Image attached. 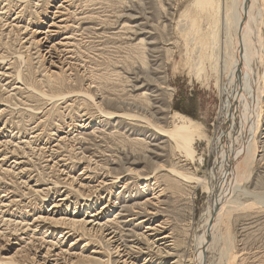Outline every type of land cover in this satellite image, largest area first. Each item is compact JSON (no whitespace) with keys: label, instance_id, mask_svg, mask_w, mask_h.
<instances>
[{"label":"rangeland","instance_id":"obj_1","mask_svg":"<svg viewBox=\"0 0 264 264\" xmlns=\"http://www.w3.org/2000/svg\"><path fill=\"white\" fill-rule=\"evenodd\" d=\"M194 2L0 0V199L12 200L13 219L47 215L45 209L83 218L108 204L129 245L150 247L140 233L160 224L173 247L163 264L198 263L205 215L217 196L210 173L222 163L215 151L222 113L239 85L223 61L244 43L226 26L232 0L206 10ZM252 6L255 79L264 70V0ZM59 42L67 45L50 56ZM175 112L203 124L195 158L138 118L170 128ZM258 140L250 190L264 184L261 133ZM261 207L234 216L229 258L225 222L216 226L205 264H264Z\"/></svg>","mask_w":264,"mask_h":264},{"label":"bare ground","instance_id":"obj_2","mask_svg":"<svg viewBox=\"0 0 264 264\" xmlns=\"http://www.w3.org/2000/svg\"><path fill=\"white\" fill-rule=\"evenodd\" d=\"M256 1L232 0L228 23L226 21L228 30L231 27L235 29L241 37H238V43L244 45L242 51L231 62L223 61L225 70L231 72L233 82L237 80L239 85L230 93L232 96L227 99V105L222 113L226 123L225 127L221 128V136L215 144V151L217 150L222 163L217 173H214L215 171L210 173L211 178L216 181L217 196L209 205L205 215L207 217L204 229L207 231L203 239L200 237L198 241L197 264H205V250L213 238L216 226L221 221L226 225L225 257L229 258L233 240L230 224L234 216L240 217L255 203L264 206V184L249 189L261 147L258 135L261 133L264 138V70L257 77L254 75L255 79L251 70L254 62H252L254 46L252 47L253 43H250L252 25L250 21H253L251 10ZM215 2L216 0H195L194 3L197 8L206 10L213 8ZM52 24L51 26H55ZM49 34L50 32L45 33L43 39L47 40ZM58 44L60 47L48 48L47 52L50 56L53 49L60 50L67 45V42ZM106 112L104 111V114ZM112 114L109 112L105 115ZM117 115L121 116V113ZM173 116L178 122L170 128L159 126L160 124L152 122L146 116H138V118H143L152 130L174 141L179 149H183L187 156L192 158L196 153V141L205 137L201 134L203 124L179 112H175ZM263 143L264 141L261 142ZM174 173L182 175L176 171ZM149 179V175H145L143 180ZM252 200L254 201L249 203ZM11 201L7 198L0 199V264H163L172 256L173 247L168 245L171 236L161 232L160 224L147 225L145 233H140L142 238H148L150 247L144 250L142 246L129 245L130 242L125 239L119 227L109 219L110 212L106 211L108 204H105L102 210L83 218H79V213L76 211L69 216L58 218L56 215L59 214L57 213L59 210L45 209L43 211L47 212V215L18 220L13 219L9 212ZM125 210L127 211V209L123 211ZM147 219L140 223L149 220ZM96 236L100 240L98 244L94 243L93 238ZM136 241L141 244V240ZM162 255L164 257H161ZM229 263L227 260V264Z\"/></svg>","mask_w":264,"mask_h":264}]
</instances>
